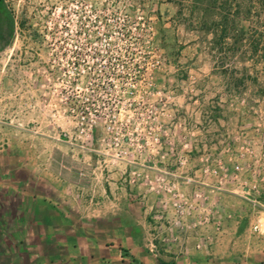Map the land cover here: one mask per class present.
Wrapping results in <instances>:
<instances>
[{
	"label": "rangeland",
	"instance_id": "374dc122",
	"mask_svg": "<svg viewBox=\"0 0 264 264\" xmlns=\"http://www.w3.org/2000/svg\"><path fill=\"white\" fill-rule=\"evenodd\" d=\"M219 112L229 115L223 142L199 147ZM259 124L264 0H0V223L22 178L44 187L51 167L70 170L97 199L119 172L179 225L153 252L192 258L180 237L212 235L250 207L241 180L217 190V163L230 167L236 137L260 138ZM192 241L201 264H215L217 244Z\"/></svg>",
	"mask_w": 264,
	"mask_h": 264
},
{
	"label": "crops",
	"instance_id": "0c3cea01",
	"mask_svg": "<svg viewBox=\"0 0 264 264\" xmlns=\"http://www.w3.org/2000/svg\"><path fill=\"white\" fill-rule=\"evenodd\" d=\"M202 80L208 84L213 79ZM218 92L219 88L214 93ZM228 120L229 115L217 113V127L209 132L203 129L206 133L198 146L217 148L230 129ZM122 180L119 172L107 173L98 190L100 197L94 199L92 181L70 170L62 173L51 167L49 175L38 178L37 182H45L44 187L22 178L21 189H13L19 198L17 208L11 218L9 213L6 222L0 223L6 232L1 237L4 241L0 240V259L5 264H201L204 251L191 248L189 240L208 238L217 244L215 264H264V236L242 222L243 215H251L247 205L234 209L237 216L217 230L213 227L212 235L199 232L180 237L194 253L192 258L180 261L171 254L154 253L161 240L174 235L171 230L179 225L169 214L158 213L154 194L142 189L131 192ZM132 195L137 198L130 199Z\"/></svg>",
	"mask_w": 264,
	"mask_h": 264
},
{
	"label": "built area",
	"instance_id": "2783aa9c",
	"mask_svg": "<svg viewBox=\"0 0 264 264\" xmlns=\"http://www.w3.org/2000/svg\"><path fill=\"white\" fill-rule=\"evenodd\" d=\"M256 131L260 132V138L236 137L240 156L231 161L230 167L222 159L218 160L217 190L225 189L226 179L241 180L237 193H241L251 206L250 229L264 236V127L259 124ZM236 141L227 145H235ZM244 154L248 156L244 157Z\"/></svg>",
	"mask_w": 264,
	"mask_h": 264
},
{
	"label": "trees",
	"instance_id": "16d2710c",
	"mask_svg": "<svg viewBox=\"0 0 264 264\" xmlns=\"http://www.w3.org/2000/svg\"><path fill=\"white\" fill-rule=\"evenodd\" d=\"M165 264H174V263H165Z\"/></svg>",
	"mask_w": 264,
	"mask_h": 264
}]
</instances>
